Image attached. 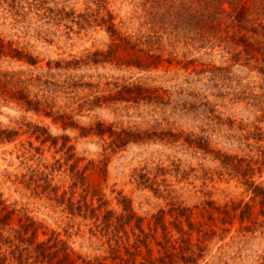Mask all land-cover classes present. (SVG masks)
<instances>
[{
	"label": "rangeland",
	"instance_id": "1",
	"mask_svg": "<svg viewBox=\"0 0 264 264\" xmlns=\"http://www.w3.org/2000/svg\"><path fill=\"white\" fill-rule=\"evenodd\" d=\"M5 3H8L9 24L28 20L33 12L32 4L26 0H11L10 3L5 0ZM212 3L213 0H137L135 8L143 15L144 23L153 25L140 32L136 28L139 16H130L125 24L120 14L109 9L106 16L96 15L94 19L87 6L79 5V0H76L68 11L63 7L57 10L49 6L48 13L56 14L53 19L60 17L56 19V27L48 28L44 23L34 22L32 36L27 43L20 40L13 46L0 37V73L8 74L6 79L13 80L15 89H24L33 102L28 108L25 103L9 99L5 107L10 104L31 111L38 121L32 126V131L8 133L0 143H5L6 147L17 143L21 147L27 146L40 157L46 154L64 157V162L55 169L59 180L50 179L36 169H32L35 175L25 177L21 173L16 179L7 177V182L13 186L12 194L19 195V190H23L32 203L28 211L21 213L0 200V264H183L185 249L190 244L200 243L208 232L223 234L216 239L226 240L248 225L251 217L264 219V189L253 190L248 181L242 187L258 201L256 207L250 217L243 220L240 210L233 208L232 219L226 222V213L219 208L204 207L194 202L195 193L191 190L199 187L202 181L196 178V165L191 162L180 158V164H187L189 174L182 172L175 177L162 172L148 181L137 176L136 183L130 180L121 184L113 177L129 168L130 161L124 154L130 149L115 151L105 170L92 166L86 156H77V148L71 140L65 148L40 134L41 127L48 121L60 127L68 122L55 120L58 114L79 117L83 123L76 125L73 122L70 127L80 131L88 122V114L95 109H99L97 114L104 118L115 110L147 112L159 109L182 113L189 109L199 115L197 104L211 106L206 98L201 100L205 92L222 88L225 91L216 95L218 99L232 96L229 101L231 115L227 116L232 123H221L225 119L221 116L205 139L209 144L213 143L214 137L222 140L228 151L223 161H215L209 154L205 161L209 168L200 174L214 170L212 166L216 163L225 168L238 163L242 169H248L243 174L253 181L264 175V162L260 159L264 157V148L260 147L264 145V127H261L264 119L259 124H247L248 116L253 114L249 105L264 107V97L258 98L248 90L255 86L251 82L241 87L252 74L257 81H264V63H261L264 52L255 48L246 52L245 56H250L252 62L245 58L232 62V77L224 79L220 72L207 71L210 66L219 67L214 64L216 57L208 49L213 46L217 35L232 38L234 28L221 23L218 33H209L201 45L199 51L202 55L191 60L187 57L184 60L169 59L170 53L163 48L157 31H164L167 35L182 17L211 11L207 5ZM80 7L84 10L80 11ZM224 8L230 10L227 0ZM113 44L116 45L114 50ZM105 48L109 52L103 55ZM15 52H23V57H14ZM29 56L35 63L29 61ZM141 73L146 74L144 79H139ZM133 74L138 77L132 81L133 86L140 84L154 91H122ZM148 95L152 99L145 100L144 96ZM62 110L67 111L62 113ZM4 120H8L7 115ZM237 132L243 133L242 141ZM103 135L109 141H116L110 133L104 132ZM233 143L238 151L232 150ZM254 149L259 151V156H252ZM78 150L89 151L85 137H82ZM56 162L60 164L59 160ZM65 177L70 182L61 186ZM26 179L31 182H25ZM169 179L185 189L174 200L165 199L154 191ZM207 182L210 187L215 184L221 190L226 187V180L218 176ZM114 183L115 189L112 187ZM227 183L235 185L237 180L233 178ZM108 193L117 198L109 201ZM2 195L4 193H0ZM53 216L64 226H48L46 219L51 220ZM8 229L15 231L8 235ZM225 229H230V232H225ZM205 243L212 245L213 241L206 240Z\"/></svg>",
	"mask_w": 264,
	"mask_h": 264
},
{
	"label": "clouds",
	"instance_id": "2",
	"mask_svg": "<svg viewBox=\"0 0 264 264\" xmlns=\"http://www.w3.org/2000/svg\"><path fill=\"white\" fill-rule=\"evenodd\" d=\"M8 2L10 3L11 0ZM26 2L32 4L33 12L29 15L28 20H20L18 24L13 25L8 23V3H5V0H0V37H4L6 42L13 46L20 40L27 43L31 39L34 22L44 23L48 28L56 27V19L60 17L56 16V19H53L56 14L48 13L49 6L57 10L63 7L65 11H68L76 3V0H26ZM227 3L230 5V10H225V0H213L211 5H207L212 9L211 11L191 13L182 17L181 22L174 24V30L168 31L167 35L164 31L157 29L163 48L170 53L169 59L184 60L187 57L191 60L195 56L202 55V52L199 51L201 45L205 43L209 33L213 35L218 33V26L221 23L231 26L235 32L232 38L217 35L213 46L208 49L216 57L214 64L219 65V67L210 66L207 69L209 73L220 72L224 79H231L232 62L241 58L252 62V58L246 57L245 53L250 52L253 48L264 52V0H227ZM136 4L137 0H79V5L87 6L94 19L96 15L106 16L109 9H114L120 14L125 24L130 16H139L136 28L140 32H145L153 25L144 23L143 15L135 8ZM79 10L83 11L84 9L80 7ZM122 10L127 14H124ZM62 15L63 13L60 14V16ZM45 21L49 22L45 23ZM66 22L71 23V21ZM72 27L74 28L75 25L73 24ZM115 47L116 45L113 44L112 49L114 50ZM108 52L109 49L105 48L103 55ZM16 75L20 76L21 73H16ZM145 76V73H141L139 79H144ZM137 79L138 77L133 74L131 80L123 85L122 91L130 93L137 91L151 93L154 91L140 84L133 86L132 81ZM250 82L255 86L248 90L254 92L258 98L264 97V81H257L255 74H252L243 81L241 87ZM224 91L222 88L207 90L201 100L206 98L211 102V106L204 107L197 104L199 115L196 111L189 109H184L182 113L166 112L159 109L147 112L143 110L124 112L115 110L111 116L104 118L97 114L100 110L95 109L88 114V122L80 131L70 127L73 122L76 125L83 123L79 117L58 114L54 117L55 120L65 119L68 122L60 127L53 121H48L46 126L41 127L40 134L65 148L68 147V141L71 140L72 145L77 148V156H86L92 166L105 170L108 169L115 151L120 148L130 149L129 153L124 154L125 158L130 161L129 168H126L122 174L113 177L115 182L121 184H126L130 180L132 183H136L137 176H143L144 181H148L154 175L162 172H167L175 177H178L182 172L189 174L187 164H180V158H182L196 165V178L202 181L199 187L191 190L195 193L194 202L204 207L211 205L213 208H219L226 213V222L231 221V209L236 208L240 210L243 220L250 217L251 211L256 207L258 201L253 199L251 193L245 191L242 185L248 181L252 184L253 190L264 189V175L253 181L243 174L248 169H242L238 163H233L231 168H225L222 164L216 163L212 166L214 170L207 171L204 175L200 174L209 168V165L205 163L209 154L212 155L213 160L223 161L225 153L228 151L222 140H217L214 137L213 143L209 144L205 139L209 135L211 126L220 121L221 116L225 117L223 121H220L221 123H232L227 119V116L231 115L229 101L232 100V96H228L227 99L223 97L218 99L216 95V93ZM144 99H152V96H144ZM6 103L7 101L0 96V121L3 122L0 124V141H4L8 133L32 131V126L38 123L31 111L10 104L6 108ZM244 103H247V100ZM221 105L223 106L221 107ZM249 108L253 114L248 116L247 124L249 126L253 123L259 124L260 120L264 119V107L257 105L253 108L249 105ZM66 111L62 110V113ZM5 115L8 117L6 121L4 120ZM104 132L116 137V141H109L103 135ZM237 135L242 141L243 133L237 132ZM82 137L86 138L89 148L87 153L78 150ZM260 147L264 148V145ZM131 149H135V151H131ZM232 150L238 151L235 143L232 144ZM17 155H19V159H17ZM69 155H72L71 151H69ZM252 156H259V151L254 149ZM260 159L264 162V157H260ZM57 160L60 161V164L56 162ZM63 162V156L54 157L46 154L45 157H40L27 146L21 147L17 143L6 147L5 143H0V193H4L0 196V200L15 207L18 212L28 211L32 203L31 199L23 190H19V195L12 194L13 186L7 182V177L12 176L16 179L21 173L25 177L35 175L32 169H36L37 172H44L50 179L59 180L55 169L59 168ZM145 165L147 167L142 172L141 169H144ZM132 168H135L136 171L131 172ZM217 176L226 180V187L222 190L216 188L215 184L210 187L207 182ZM233 178L237 180L235 185L227 183ZM72 179H76V177H72ZM25 182L30 183L31 181L26 179ZM68 182L70 181L65 177L61 186ZM37 183H39L38 176ZM112 187L115 189V183ZM154 191L162 194L165 199L174 200L185 189L178 187L175 180L169 179L162 187L154 188ZM123 195L121 192V196ZM107 198L111 201L117 197L108 193ZM157 206L159 205L157 204ZM46 223L50 227L64 226L55 216L51 220L46 219ZM14 231V229H8L7 234L12 235ZM224 231L230 232V229ZM218 235L222 237L223 234L208 232L200 243L190 244L185 249L183 264H264V219L251 217L248 225L236 233H232L226 240L222 238L217 240ZM206 240L213 241L212 245L205 243Z\"/></svg>",
	"mask_w": 264,
	"mask_h": 264
},
{
	"label": "trees",
	"instance_id": "3",
	"mask_svg": "<svg viewBox=\"0 0 264 264\" xmlns=\"http://www.w3.org/2000/svg\"><path fill=\"white\" fill-rule=\"evenodd\" d=\"M3 53V52H1ZM14 57L21 59L23 57V52H15ZM29 61L35 63V60L29 56ZM8 74L0 73V96H2L6 101L9 99L17 100L20 103L27 104L28 108L32 107V100L28 99V96L24 92V89H19L14 87V82L12 79H6ZM17 84L15 83V86ZM2 234H0V238ZM71 264V263H70ZM73 264V263H72ZM87 264H92L87 262Z\"/></svg>",
	"mask_w": 264,
	"mask_h": 264
}]
</instances>
